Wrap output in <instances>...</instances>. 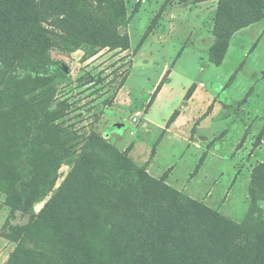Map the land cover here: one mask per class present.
<instances>
[{"label": "trees", "instance_id": "16d2710c", "mask_svg": "<svg viewBox=\"0 0 264 264\" xmlns=\"http://www.w3.org/2000/svg\"><path fill=\"white\" fill-rule=\"evenodd\" d=\"M263 17L264 0H217L209 61L220 65L230 37ZM127 23L125 0H0V192L11 219L28 217L9 225L15 247L4 264H264V159L251 170L241 223L151 176L96 132L53 190L79 141L61 122L70 105L56 92L67 72L49 50H126Z\"/></svg>", "mask_w": 264, "mask_h": 264}, {"label": "rangeland", "instance_id": "374dc122", "mask_svg": "<svg viewBox=\"0 0 264 264\" xmlns=\"http://www.w3.org/2000/svg\"><path fill=\"white\" fill-rule=\"evenodd\" d=\"M125 6L128 23L120 31L129 36L128 49L89 54V45L71 51L53 45L49 50L67 72L56 92L58 101L70 105L61 122L79 141L62 162L53 190L71 169L83 139L96 132L119 148L136 142L140 160L154 150L156 165H174L177 186L186 184L185 192L196 191L193 198L241 223L249 207L251 170L264 159V17L230 37L217 66L208 59L217 0H125ZM165 65L164 88L149 103ZM200 83L204 87L191 98ZM134 108L144 110L139 123L149 134L129 123ZM176 113L182 126L163 131ZM52 192L34 204L35 213ZM4 197L0 192V264L15 247L4 237L9 225L28 218L11 219ZM258 205L264 212V201Z\"/></svg>", "mask_w": 264, "mask_h": 264}, {"label": "crops", "instance_id": "0c3cea01", "mask_svg": "<svg viewBox=\"0 0 264 264\" xmlns=\"http://www.w3.org/2000/svg\"><path fill=\"white\" fill-rule=\"evenodd\" d=\"M184 52H185V51H183V52L177 57V59H176L175 62H178L179 60H181V58L183 57ZM224 59H225V58H224ZM224 59H223V61H224ZM222 63H223V62H222ZM222 63H221V64H222ZM221 64H220V65H221ZM218 66H219V65H218ZM129 72H130V71H129ZM168 73H169V70H167V66L165 65V66L162 68V70H161V72H160V74H159V76H158V78H157V81L160 80L159 83H158V84L160 85V88H159L158 92L155 94V96H156V95L158 96V94H160V93L162 92V90H163V88H164V85H163L162 83H163L165 77L168 76ZM128 74H129V73H128ZM127 77H128V75H127ZM127 77L125 78V81H126ZM125 81H124V83H125ZM124 83H123V85L119 88V90H121V89L124 87ZM194 86H195V87H194ZM194 86L192 87V91H191L192 94L190 95L191 98L195 97V96L199 93V89L202 88V87H204L203 83H200V84H198L197 86H196V85H194ZM155 88H156V87L153 88V90H152V92H151V94H150V99H151V96H152V94H153ZM150 99H149V100H150ZM152 100H153V99H152ZM152 100H151V101H152ZM151 101H149V103H150ZM135 111H141V115L137 118V120H136L135 122H132V121L129 119V123L132 124V125H137V126L139 125L140 128H141V130H143L144 133L149 134V129L145 128L144 123H142V124L139 123V122L141 121V118L144 117V110L134 108V109H133V112H132V114H131V116L133 115V113H134ZM131 116H130V117H131ZM181 120H182V116L176 113L169 127H165V129H163V127L161 126V127H158V128L163 129V131H165V132H170L172 128H178V127L182 126ZM131 134H132V131H131ZM106 137H107V136H106ZM112 144H113V143H112ZM113 145H114L117 149H119L120 151H124V150L127 149V150H128V156H129L134 162H136L137 164H139V165H145V166H146V170H147V172H148L151 176H153V177H155V178H161V177H164V181H165L168 185H170L171 187H173V188H175V189H177V190H179V191H181V192H184L185 194H187L188 196H190L191 198H193L191 195L194 194L196 191L193 192V190H189L188 192H185V191H186L185 188L187 187V185H186V184H182L181 186H177L175 180H173V177H172V174H173V168H174V165H173V164L170 165V166H168V165H167V166L156 165L157 153H156L154 150H152L153 153L151 154V156H150L149 158L145 157L143 160H140V159H141V156H140V155L142 154V151H141V150H140V151H137L138 144H137L136 142H135V143H134V142H131V143L127 144V145H124V146L121 147V148L117 147L115 144H113ZM138 149H139V148H138ZM202 164H203V163H202ZM202 164H201V166H202ZM199 166H200V165H199ZM201 166H200V167H201ZM194 172H195V171H194ZM194 172H193V173H194ZM193 173H192V174H193ZM193 199H196V198H193Z\"/></svg>", "mask_w": 264, "mask_h": 264}, {"label": "built area", "instance_id": "2783aa9c", "mask_svg": "<svg viewBox=\"0 0 264 264\" xmlns=\"http://www.w3.org/2000/svg\"><path fill=\"white\" fill-rule=\"evenodd\" d=\"M140 115H141V111H135V112L133 113V115L130 117V120H131L132 122H135V121L137 120V118H138Z\"/></svg>", "mask_w": 264, "mask_h": 264}, {"label": "water", "instance_id": "95a60500", "mask_svg": "<svg viewBox=\"0 0 264 264\" xmlns=\"http://www.w3.org/2000/svg\"><path fill=\"white\" fill-rule=\"evenodd\" d=\"M116 126L118 125V124H115Z\"/></svg>", "mask_w": 264, "mask_h": 264}]
</instances>
